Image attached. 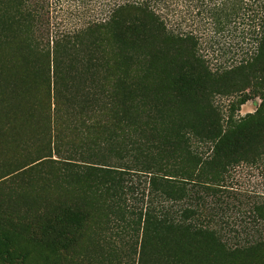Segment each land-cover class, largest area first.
<instances>
[{"label":"trees","instance_id":"1","mask_svg":"<svg viewBox=\"0 0 264 264\" xmlns=\"http://www.w3.org/2000/svg\"><path fill=\"white\" fill-rule=\"evenodd\" d=\"M44 4L0 0V216L53 264H264V191L237 174L264 175V0H109L52 32Z\"/></svg>","mask_w":264,"mask_h":264},{"label":"rangeland","instance_id":"2","mask_svg":"<svg viewBox=\"0 0 264 264\" xmlns=\"http://www.w3.org/2000/svg\"><path fill=\"white\" fill-rule=\"evenodd\" d=\"M106 1L109 0H46L47 6L44 4L43 18L45 19V23L48 24V28L51 32L65 29H77L90 20L99 18L100 14L103 12V4H105ZM238 33L239 29L237 27L234 31H229L228 33L223 32L221 34L223 36H217L213 40L208 41L207 44L202 45V50L206 54L211 66L227 64V61L230 58H237L239 56V48L246 47L247 45L244 46L240 43V39L237 36ZM0 64H2L1 60ZM6 77L7 75L0 71V88L4 87ZM234 98L235 97L230 96H216L215 102L221 107H225L227 103ZM257 103L258 98L256 97L247 100L239 106L237 114L243 115L244 113L253 111ZM5 113L6 107H1L0 105V122L8 118L7 116H4ZM0 130L1 132H5L6 136L4 139L5 141H8L9 136L7 135L8 132H10V129L1 123ZM21 138L22 137L20 136L19 140H21ZM8 145L9 142H4L2 140L1 151L3 150L8 153L5 157L10 153H15L16 155L21 153V147L10 151L7 149ZM1 169L2 168H0V173L2 171ZM237 174L239 175L240 180L238 181L240 183H243V185L248 183L251 184L246 186L248 189L257 190L259 192L264 191V175L260 169H239ZM260 182H262V184H260ZM22 222L24 223V221ZM22 222L15 218L11 221L4 220L0 216L1 229L5 234H1L0 236L8 239V242L5 240V244L8 243L7 246H4V249L7 252L0 251V264H53V255L51 253L38 248L30 240V237L25 231L18 230L22 227ZM9 226H13L18 234H15L12 230L10 231V234L7 235L3 229L9 230ZM9 239H11V243L9 242Z\"/></svg>","mask_w":264,"mask_h":264}]
</instances>
